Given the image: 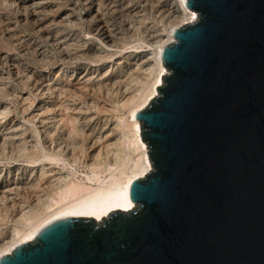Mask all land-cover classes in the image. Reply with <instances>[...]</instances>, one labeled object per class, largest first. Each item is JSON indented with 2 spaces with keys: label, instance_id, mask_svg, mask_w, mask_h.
<instances>
[{
  "label": "water",
  "instance_id": "1",
  "mask_svg": "<svg viewBox=\"0 0 264 264\" xmlns=\"http://www.w3.org/2000/svg\"><path fill=\"white\" fill-rule=\"evenodd\" d=\"M138 113L129 211L54 221L0 264H264V0H186Z\"/></svg>",
  "mask_w": 264,
  "mask_h": 264
},
{
  "label": "rangeland",
  "instance_id": "2",
  "mask_svg": "<svg viewBox=\"0 0 264 264\" xmlns=\"http://www.w3.org/2000/svg\"><path fill=\"white\" fill-rule=\"evenodd\" d=\"M168 3L0 0V246L27 224L20 212L34 204L41 168L32 161L45 146L61 145L72 166L63 172L83 180L100 150L92 143L123 140L128 104L153 79L144 55L181 23Z\"/></svg>",
  "mask_w": 264,
  "mask_h": 264
},
{
  "label": "bare ground",
  "instance_id": "3",
  "mask_svg": "<svg viewBox=\"0 0 264 264\" xmlns=\"http://www.w3.org/2000/svg\"><path fill=\"white\" fill-rule=\"evenodd\" d=\"M166 1L169 2L170 13L181 23L176 26L172 25L167 31L164 30L158 34L160 38L153 45L155 51L144 55V62L152 72L153 79L140 96L132 97L129 104L127 103L129 117L124 124L122 123L123 125H118L119 129L117 128L123 133V138H121L123 140L112 139V141L106 136L104 142L101 143L102 146L92 143V149L99 147L98 150H100L93 155V161L90 164L91 175H86L83 180H78L75 175L70 176L63 172L68 166H72L68 154L64 155L66 152L61 151V145L57 147V150L45 146L42 156L32 161V163L39 162L41 168L40 183L35 185L36 190L32 197L34 204L26 212L22 210L20 212V218L27 224L23 228L11 231L13 234L8 236L9 240L0 246V259L11 254L19 245L33 241L42 228L54 221L84 217L102 222V218L107 217L111 211L119 209L126 212L135 208L136 204L130 199L131 185L152 170L146 155L145 144L141 142L137 115L157 95V88L162 84L163 76L169 73L163 68L161 53L167 44L174 41V31L197 19V14L187 8L186 0H178V6L170 0ZM104 33L105 30L103 35ZM163 37L166 38L163 40ZM46 87L50 89L49 84ZM43 132L46 133L45 130ZM5 140L6 138L0 137V154L6 151ZM134 153L138 155L136 160L132 157ZM129 163L131 166L127 165ZM60 165H63L62 171L57 168Z\"/></svg>",
  "mask_w": 264,
  "mask_h": 264
}]
</instances>
